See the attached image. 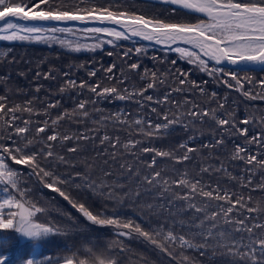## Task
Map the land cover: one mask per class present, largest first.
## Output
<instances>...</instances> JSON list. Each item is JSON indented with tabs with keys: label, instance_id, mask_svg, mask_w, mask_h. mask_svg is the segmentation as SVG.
<instances>
[{
	"label": "snow or ice",
	"instance_id": "snow-or-ice-1",
	"mask_svg": "<svg viewBox=\"0 0 264 264\" xmlns=\"http://www.w3.org/2000/svg\"><path fill=\"white\" fill-rule=\"evenodd\" d=\"M159 3L173 6L171 12L182 10L187 20L161 19L157 15H146L143 12H135L122 7L114 6L117 0H108L107 5L96 3L94 0H74L69 6L57 0H0V41H59L62 46L72 51L79 52L82 49L95 50L101 48L104 43L109 45L116 41L128 40L138 37L144 41L154 42L169 51L178 53L182 59L190 64H195L201 72H207L209 76L223 74L230 76L235 81L232 85L224 81L228 87H234L241 91L245 97L252 99H264V93L259 97L252 95L251 91H244V81L235 72H225L221 67L209 68V61L215 65L226 62L229 65H264V0H158ZM76 21L80 23H96L100 25H113L116 27H88L83 32L86 35L95 34L94 39L99 43H80L66 39H60L58 33H72V29L64 27L42 28L35 26L36 23L59 22L66 23ZM194 21V22H193ZM32 26H29V25ZM119 28V30H117ZM50 34V35H48ZM101 37H107L101 40ZM186 45V47L173 45ZM142 48L137 47L135 52L139 54ZM111 55V53H109ZM124 56L129 53L125 52ZM175 63V61H173ZM130 70H137L140 65L131 63ZM115 65L109 66L105 71L111 73ZM49 74H46V77ZM90 77L96 75L95 71L88 73ZM147 76V71L145 72ZM110 79L112 77H109ZM160 79L156 72L151 74V82L147 89L156 87ZM161 83L163 81H160ZM247 83L252 84L251 77ZM258 85L264 89V79L259 80ZM187 84L186 79H180L181 87L175 91L183 92ZM77 87L75 80H67L61 88ZM79 88H87L89 92L98 98L116 97L119 100L132 99L135 96L153 101L152 96L144 95L146 89L138 92L122 94L119 87L101 86L80 81ZM193 89L198 85L192 82ZM127 92V89H125ZM201 94L204 89H200ZM171 93H166L161 99L155 101L157 104H165L170 100ZM215 97L216 93L213 92ZM8 97L0 95V264H8L7 257L3 254L18 241L26 243L31 254L23 260V264H121L120 257L126 251L120 240L108 242H93L87 237L72 247L65 248V255L52 258L43 256V249L50 243V238L58 235H67V230L52 221H41L40 216L46 213V209L31 198L32 189L23 182V173L20 168L30 169L27 179L36 178L44 189L57 193L64 201L79 213L88 226L110 227L117 237H131L135 234L149 242L161 253H165L177 264H191L190 257L185 255L186 250H199L205 248L211 241H216L221 247L227 249L234 257H239L235 264H264V221L260 219L264 215V206H252V197L247 198L242 193L229 192L217 185L212 187L204 185L201 179L189 178L187 172L181 173L173 169L175 175L172 178L165 176L162 171H154L157 165V157L172 158L176 164H182L190 159L189 154L196 151L192 147L181 144V148L187 147L183 156H174L170 151H161L155 148L142 147L143 153H152L150 163L147 164V172L143 175L142 183L162 192H171L173 201H180L187 205V212L193 213L188 220H175L171 224L149 222L142 224L132 218L122 217L114 211L111 214L107 207L95 210L93 204L87 200H81L80 193L91 191L105 201H116L123 204L126 198H131L132 193L125 191L123 186H115L107 183L106 178L112 175L105 171L104 178L94 176L93 165L84 162L83 170H74L71 175L58 174L54 169L60 164H67L63 156H58L53 151V143L70 141L71 136L53 131L48 135V122L43 126L32 125L31 115L29 119L23 120V126L17 123L22 119L17 113L27 112L32 114L34 109L32 102L28 101L26 106L8 104ZM92 102L81 100L71 113L65 112L52 120V125L66 118H75L78 115L89 118L87 105ZM177 111L171 116L168 112L162 114L153 107L152 112L157 113L164 122L154 123L148 118H137L132 125L138 130V134L152 138L170 126L192 118V123L199 120L204 122L209 117L220 129L230 127L238 131L241 136H248L247 128H239L234 119L218 117L215 110L207 108L200 109L199 105L189 100L183 104L172 101ZM188 104H192L188 108ZM56 105L50 104L49 107ZM224 107L223 104L220 105ZM184 108V111H180ZM124 113H117L109 117L114 125H126L127 119H122ZM102 120L101 123H106ZM250 119L241 120L240 123L247 125L252 123ZM264 123V119L260 121ZM34 127V132H33ZM46 135V140L42 136ZM85 140L88 135H83ZM111 144L112 149L118 150L120 140L117 137L112 140L104 135L101 140ZM248 144H264V133L248 139ZM222 143L221 140L216 141ZM140 145V141L129 139L123 144V150L133 153ZM69 152H76V148H68ZM248 152L247 157L243 155ZM115 160L117 152H112ZM123 155V153H121ZM233 159L245 163V171L249 173L246 183L242 187H251L255 169H264V159L253 155L242 145L237 144ZM58 161V162H57ZM107 163V161H106ZM126 169L129 176L133 174V168L127 163L120 165ZM224 171L223 168L218 169ZM211 167L201 168V173L211 172ZM139 179V170L136 171ZM264 190V184L258 185ZM75 193V194H74ZM139 199L140 193H136ZM152 210V205H148ZM256 214V215H253ZM73 227L81 224V221L68 216ZM222 221V223H221ZM186 233L192 234L187 235ZM199 239L202 243H195ZM203 254V253H202Z\"/></svg>",
	"mask_w": 264,
	"mask_h": 264
},
{
	"label": "trees",
	"instance_id": "trees-1",
	"mask_svg": "<svg viewBox=\"0 0 264 264\" xmlns=\"http://www.w3.org/2000/svg\"><path fill=\"white\" fill-rule=\"evenodd\" d=\"M62 2L71 6L74 0H62ZM94 2L107 5L108 0H94ZM114 6L143 12L149 16L157 15L161 19L181 21L190 19L180 14L182 12L180 10L173 14L168 6L151 1L117 0ZM72 33L83 32L74 30ZM64 35L65 33L57 34L58 37ZM137 47L142 48L139 54L135 52ZM125 52L129 55L124 56ZM131 63H138L140 67L137 70H130L128 66ZM111 65H115L113 71L111 73L105 71ZM212 67L216 66L209 62V68ZM223 70L235 72L244 81V91H251L252 95L257 97L264 93V89H261L257 83L264 79V68L240 70L223 67ZM90 71H95L96 75L90 77L88 75ZM146 71L147 76H145ZM153 72H156L160 79L156 82V87L147 89L146 86L151 82ZM46 74L49 75L46 77ZM248 77L252 78V84L247 83ZM69 79L75 80L77 87H67L61 91ZM180 79L187 80L183 92L175 91L181 87ZM80 81L89 84L99 83L102 87L116 86L125 95L128 92L146 89L145 97L150 95L153 101L150 102L139 96L126 100H119L116 97L98 98L87 88H79ZM224 81L235 85V81L231 80L230 76H224L222 73L209 76L207 72H201L197 65L182 59L178 53L134 39L116 41L112 45L104 43L101 48L79 52L62 46L58 40L0 41V95L9 98V106H26L27 102L31 101L34 109L32 114L18 112L17 115L22 116V119L17 123L23 126V120L29 119L31 115L33 126H43L44 121L48 122V135L56 131L71 136L70 141L52 142L53 151L67 161V164H60L54 170L58 174L71 175L74 170H83L84 162L87 161L88 164L93 165L95 177L104 178L105 171L111 172L112 175L106 178L107 183L123 186L125 191L130 190L131 198H126L122 205L116 201H105L91 191L81 192L79 198L93 204L95 210L106 206L109 214L116 211L122 217L135 219L142 224L157 221L171 224L173 219L188 221L193 217L191 212L185 214L186 204L180 201L172 202L171 192H162L142 183L143 175L148 171L147 164L155 155L154 152L143 153L142 147L170 151L174 156H183L187 147H192L196 151L190 153V159L182 164H176L172 158L157 157L154 171H162L165 176L172 178L175 175L173 169H178L181 173L187 172L189 178L201 179L204 185L212 187L219 185L223 190L242 193L245 198L251 195L252 206H264V190L258 187L264 184V169H255L251 187H242L241 178L243 177V183H246L249 173L245 171L246 165L243 161L233 159L237 144L245 146L251 154L264 159V144L247 142L258 133H264V123H260L264 119V99L245 97L241 91L228 87ZM192 82L198 87L193 89ZM201 88L204 89L203 94L200 92ZM213 92L216 93L215 97L212 96ZM166 93H171L168 103H155ZM81 100L92 101L87 105L89 118L85 119L78 115L52 125V120L66 111L71 113ZM185 100L199 105L200 109L215 110L218 117L234 119L239 128L248 129V136H241L238 131L230 127L220 129L209 117H205L203 123L197 120L194 124L189 117L152 138L138 134V130L132 125L137 118H148L154 123H163L164 121L151 109L155 107L157 112L161 114L168 112L171 116L177 111L172 101L183 104ZM50 104L56 106L50 108ZM221 104L224 105L223 108L220 107ZM187 107L191 108L192 104H188ZM184 110V108L180 109V111ZM117 113H124L122 119H127L128 124L114 125L108 119ZM244 119L253 122L247 125L241 124L240 121ZM102 120L107 122L101 123ZM83 135H88L90 138L87 140L80 138ZM104 135H108L112 140L119 137L118 150L112 149L111 144L107 142L101 144L100 140ZM42 139L46 140V135L42 136ZM129 139L140 141V145L133 153L124 152L122 147ZM217 140H221L222 143L217 144ZM181 144L187 147L181 148ZM68 148H76L77 151L69 152ZM113 151L117 152L115 160L111 155ZM243 155L246 158L248 152ZM124 163L132 166L134 171L131 176L126 169L120 168ZM16 167L23 173V182L32 189L31 198L46 209V213L40 216L41 221H52L66 229L68 233L50 238V243L42 250L43 256L56 258L65 255V248L72 247L74 243L78 244L87 237L93 242L120 240L126 249L120 257L121 264H177V261L135 234L131 237H117L110 227L85 228L87 222L83 221L67 201L57 193L44 189L35 177L28 180L27 173L30 169ZM203 167H211L212 171L201 173ZM221 168L224 171L218 170ZM137 170H139V179L136 175ZM136 193H140L139 199H136ZM148 205H152L151 211ZM69 215L80 220L81 224L73 227L72 221L68 219ZM260 219L264 221V215H261ZM194 242L202 243L199 239ZM3 254L7 257L8 264H23V260L28 258L31 250L26 243L18 241ZM184 254L190 257L191 264H235V261L239 260V257L230 255L227 249L216 241H211L205 248L199 250H186Z\"/></svg>",
	"mask_w": 264,
	"mask_h": 264
},
{
	"label": "rangeland",
	"instance_id": "rangeland-1",
	"mask_svg": "<svg viewBox=\"0 0 264 264\" xmlns=\"http://www.w3.org/2000/svg\"><path fill=\"white\" fill-rule=\"evenodd\" d=\"M144 1H151V2H155V3H159L158 0H144ZM162 5H165V6H168L169 7V10H171V8L173 6L171 5H167V4H163V3H160ZM179 11V9H178ZM182 10H180L181 12ZM180 14H182L184 17H188L185 15V13L182 11ZM189 18V17H188ZM35 26H38V27H42V28H51V27H64V28H70L72 29L73 31L74 30H80L83 32V29L84 28H88V27H116V26H112V25H94V26H82V25H74V26H64V25H59V24H54V23H48V24H35ZM117 30H119V28H117ZM50 35V34H48ZM95 34H89V35H86L84 32L83 33H78V34H74V33H65L64 36H60L59 38L61 39H66L68 41H72V42H80V43H86V44H92V43H99L100 41H96L93 37H94ZM108 39L107 37H101V40H106ZM131 39H134V41H143L147 44H150V45H156L154 42H150V41H144L138 37H132ZM12 42V41H10ZM156 46H160L162 47L163 49L165 50H168L167 48H165L164 46H161V45H156ZM176 46H182V47H186V45H173V47H176ZM87 49H82L81 51H86ZM211 62V61H209ZM211 63H214V62H211ZM215 64V63H214ZM216 67H230L232 69H239L236 67V65H229L227 64L226 62L222 63L221 65H215ZM264 68V67H262ZM262 68H258V69H262ZM249 69H255V68H249ZM242 70V69H240Z\"/></svg>",
	"mask_w": 264,
	"mask_h": 264
},
{
	"label": "bare ground",
	"instance_id": "bare-ground-1",
	"mask_svg": "<svg viewBox=\"0 0 264 264\" xmlns=\"http://www.w3.org/2000/svg\"><path fill=\"white\" fill-rule=\"evenodd\" d=\"M48 23H54V24H59V25H64V26H74V25L94 26V25H100V24H96V23H87V24H85V23H80V22H76V21H70V22H66V23L46 22V23H36V24H48ZM29 26H32V25L30 24ZM239 65H241V64H239Z\"/></svg>",
	"mask_w": 264,
	"mask_h": 264
},
{
	"label": "water",
	"instance_id": "water-1",
	"mask_svg": "<svg viewBox=\"0 0 264 264\" xmlns=\"http://www.w3.org/2000/svg\"><path fill=\"white\" fill-rule=\"evenodd\" d=\"M237 68L239 69H249V68H262L264 65H246V64H241V65H236Z\"/></svg>",
	"mask_w": 264,
	"mask_h": 264
}]
</instances>
